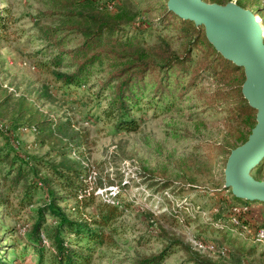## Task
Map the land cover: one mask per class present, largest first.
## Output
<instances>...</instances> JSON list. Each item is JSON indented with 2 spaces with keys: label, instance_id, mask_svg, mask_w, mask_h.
I'll list each match as a JSON object with an SVG mask.
<instances>
[{
  "label": "rangeland",
  "instance_id": "obj_1",
  "mask_svg": "<svg viewBox=\"0 0 264 264\" xmlns=\"http://www.w3.org/2000/svg\"><path fill=\"white\" fill-rule=\"evenodd\" d=\"M233 1L254 13L264 37V0ZM165 2L0 0L11 19L8 29L0 30V120L9 143L25 159L34 156L53 165L84 169L95 201L107 200L122 210L111 225L115 232L110 241L96 249L91 264H133L160 252L170 239L179 240L211 264H264V241H256L252 254H243L244 237L228 236L227 220L235 201L230 188L224 187V167L227 149L239 143L235 140L239 126L228 115L234 93L227 82L199 76L193 85L176 91L167 112L145 107L135 114L139 129L123 131L101 114L109 89L94 94L96 83L117 70L120 60L99 63L91 81L69 93L55 81L53 67L39 66L62 56L61 50L80 45L82 30L94 25L90 17L117 23L128 36L137 33L141 47L150 53H156L161 41L179 52L178 33L158 20ZM66 63L63 59L57 69L70 71ZM43 119L50 123L42 130L29 126ZM4 142L1 137L0 149ZM7 169V163H0V177ZM40 171L39 175L46 173ZM261 172L264 179V161ZM256 173L257 169L250 172ZM25 181L9 196V206H0V225L12 228L4 232L0 264L39 263L42 244L40 238L33 239L30 227L44 202V191L38 189L32 204L15 214L16 195ZM0 191L6 193L2 187ZM73 203L68 198L60 206L75 217L69 209ZM247 209L243 217L250 225L256 228L264 223V202H250ZM82 214L85 220L97 219L98 208L91 205ZM45 220L48 224L50 218ZM221 225L226 227L220 229ZM42 249L43 264H49L51 249L45 244ZM162 264L192 263L181 248L174 247Z\"/></svg>",
  "mask_w": 264,
  "mask_h": 264
},
{
  "label": "trees",
  "instance_id": "obj_2",
  "mask_svg": "<svg viewBox=\"0 0 264 264\" xmlns=\"http://www.w3.org/2000/svg\"><path fill=\"white\" fill-rule=\"evenodd\" d=\"M205 1L225 4L230 0ZM166 2L158 20L178 33V37L182 40L179 52L173 51L166 41H161L156 53H150L141 47L137 33L128 36L121 25L90 17L94 25L92 28L82 30L84 40L80 45L65 51L61 50L62 56L58 54L39 66L47 69L53 67L51 73L55 81L64 92L69 93L86 86L98 70L96 66L99 63L120 60L119 62L122 63L117 70L108 73L104 80L96 83L98 90L94 94L99 95L109 89L104 97L106 105L101 109V114L116 130L123 131L139 129L140 122L135 114L145 107L153 109V112L157 110L167 112L172 106L176 91L193 85L199 76L211 75L221 79L233 89L234 105H231L228 115L230 120L239 126L235 136V140L237 139L239 143H234L227 149L228 157L233 148L246 141L256 123V111L248 105L241 93V85L244 81L243 69L223 58L214 49L208 42L202 25L196 26L191 20L181 19L167 9ZM10 21L8 8L1 6L0 30L6 31ZM45 34L52 37V33ZM63 59L67 60L66 64L71 68L70 71L62 72L57 69ZM149 86H152V89L147 92ZM48 123L49 120L43 119L29 126L34 130L36 128L42 130ZM6 130L0 128V138L3 137L5 140L0 149V163L8 165L6 173L0 177V187L6 192L0 191V206H9L11 202L9 196L18 190L24 179L26 181L22 192L16 195L17 205L13 209L15 214L32 204L38 189L42 188L44 202L35 211L36 215L30 231L34 240L40 238V243L51 249L49 264H91L96 249L107 245L110 241V234L115 232V228L111 225L122 214V210L107 200L95 201L94 195L89 190L87 172L84 169H79L73 164L53 165L34 156L30 157V160L25 159L16 152V147L9 143ZM263 161L264 158L253 168L257 169V173L252 175L257 180H263L260 177ZM36 164L41 169L36 167ZM40 170L46 173L39 175ZM10 173H13L12 177L9 176ZM68 198L74 200L69 209L73 211L75 217L66 213L60 206V203ZM232 198L235 202L231 206V212L234 206L247 207L248 203L253 202L237 198L233 194ZM91 205H96L98 208V218L85 220L82 218V212ZM243 214L245 212L238 214L240 220L238 223L228 217L227 223L230 225L228 236L232 234L231 237H235L236 240L244 237L240 252L252 254L255 250L253 248L258 243L255 240V231L259 227H264V223L259 222L255 228L246 221ZM45 216L50 218L48 224ZM222 227L226 226L221 225L220 229H223ZM252 227L254 231L251 230ZM104 228H108V232H105ZM8 229L12 228L0 225V250L4 232ZM169 241L160 252L142 256L133 264H162L174 247L181 248L192 264H211L179 240ZM42 245H40L38 264H43ZM246 247L251 249L245 251Z\"/></svg>",
  "mask_w": 264,
  "mask_h": 264
},
{
  "label": "water",
  "instance_id": "obj_3",
  "mask_svg": "<svg viewBox=\"0 0 264 264\" xmlns=\"http://www.w3.org/2000/svg\"><path fill=\"white\" fill-rule=\"evenodd\" d=\"M167 9L181 19L204 27L205 36L223 58L241 67V93L255 109L256 123L246 141L233 148L224 167V187L249 201L264 202V179L251 170L264 158V37L252 11L230 0L225 4L205 0H167Z\"/></svg>",
  "mask_w": 264,
  "mask_h": 264
},
{
  "label": "built area",
  "instance_id": "obj_4",
  "mask_svg": "<svg viewBox=\"0 0 264 264\" xmlns=\"http://www.w3.org/2000/svg\"><path fill=\"white\" fill-rule=\"evenodd\" d=\"M0 128L2 129H6V126L1 122L0 120ZM242 212H249L246 206H234L232 208V212H231V220L235 223L240 222V220L238 219V214L242 213ZM255 240L259 241V242H263L264 241V227H259L256 231H255ZM199 243V247H202L203 243L198 241Z\"/></svg>",
  "mask_w": 264,
  "mask_h": 264
}]
</instances>
